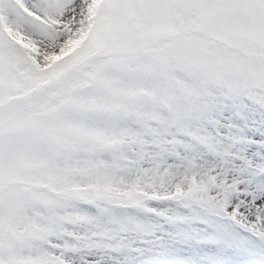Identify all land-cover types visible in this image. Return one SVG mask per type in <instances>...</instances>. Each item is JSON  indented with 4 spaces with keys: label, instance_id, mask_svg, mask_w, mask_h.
I'll return each mask as SVG.
<instances>
[{
    "label": "snow or ice",
    "instance_id": "6c2138e0",
    "mask_svg": "<svg viewBox=\"0 0 264 264\" xmlns=\"http://www.w3.org/2000/svg\"><path fill=\"white\" fill-rule=\"evenodd\" d=\"M0 264H264V0H0Z\"/></svg>",
    "mask_w": 264,
    "mask_h": 264
}]
</instances>
